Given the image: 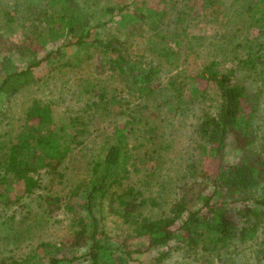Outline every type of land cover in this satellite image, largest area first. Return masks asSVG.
I'll use <instances>...</instances> for the list:
<instances>
[{
    "label": "trees",
    "instance_id": "16d2710c",
    "mask_svg": "<svg viewBox=\"0 0 264 264\" xmlns=\"http://www.w3.org/2000/svg\"><path fill=\"white\" fill-rule=\"evenodd\" d=\"M159 1L161 9L145 6L144 0H129L116 11L100 0H46L35 11L28 6L17 14L18 22L29 19V29L22 32V42H28L20 45L28 51L22 52L28 53V61L21 69L9 52L3 54L0 97H12L30 85L33 69L44 61L60 60L67 66L65 46L80 67L98 54L102 77L90 84L89 97L74 111L65 110L56 119L52 101L33 97L19 111L15 132L0 133V206L20 203L8 212L9 222L29 208L20 202L22 197L46 206L49 216L62 213L69 218L64 239L40 240L9 264H144L135 255L154 252L150 263L164 264L172 253L185 257L191 250H200L203 258H220V250L254 241L264 230V131L259 127L264 112V0L246 1L238 15L240 28L231 31L234 46L229 56L213 58L193 73L172 75L165 83L159 74L178 56L177 42L165 31L143 36L146 42L160 38L157 52H129V40H137L135 24L149 25L158 34L169 15L183 24V0ZM98 10L110 17L92 24ZM125 13L130 19L133 15L127 32L101 33L116 26V14ZM231 21L228 18L225 26ZM11 23L7 19L4 25ZM34 40L40 45L53 42L55 47L40 55L32 47ZM219 40L229 45L224 34ZM82 80L81 89L86 78ZM164 89L171 92L162 100ZM166 106L175 115L192 116L194 144L189 154L180 156L185 168L171 191L174 199L167 209L153 213L163 199L152 181L166 165L171 148L163 123L169 121ZM105 118L108 131L102 128ZM91 139L97 149L84 159L80 150ZM230 142L240 151L234 162L226 159ZM79 159L81 178L65 194L51 192L69 164ZM15 183H22L20 194L14 193ZM23 215L26 223L28 213ZM131 238L142 241L132 243ZM261 244L254 259L264 262L263 238Z\"/></svg>",
    "mask_w": 264,
    "mask_h": 264
},
{
    "label": "rangeland",
    "instance_id": "374dc122",
    "mask_svg": "<svg viewBox=\"0 0 264 264\" xmlns=\"http://www.w3.org/2000/svg\"><path fill=\"white\" fill-rule=\"evenodd\" d=\"M100 1L101 4L112 5L117 11L120 6L126 4L129 0ZM204 1L205 0H183V9L187 11V13L183 15V24L180 25L174 22V16L169 15L166 17L165 22H162L159 34L153 32L149 25L144 27L135 24V31L133 33L134 36L137 35V40L135 42H133V39L129 40L131 45L129 52L131 55L141 51L145 53H155L158 51V48H160V38L150 37V42H146L143 37L145 34H149V36H152L151 34L160 36L161 33L165 31L168 39L177 42L174 43L175 51L178 52L177 60L175 59V54L174 64H164L167 65V67L159 74L161 76V82L165 83L170 76L178 73H193L199 68H202L204 63L209 62L213 58L223 60L225 56H229L230 49L232 50V46H234L233 34L231 31L234 27L240 28L238 15L244 8L247 0H213L207 5L204 4ZM45 2L46 0H0V61L3 54L9 52L15 63L21 69H25L28 61V53H22L24 50L20 49V45L28 42H22V40H25L23 39L24 36L22 32L29 29V19L18 22V19H16L17 14L28 6H31L32 10L35 11V6L37 4L42 5L45 4ZM144 2L145 6L162 8L159 0H144ZM127 14L128 13L116 14L113 17L116 26H107L106 30H101V33H105L106 31L116 33L120 30L122 32H127L126 26H128L129 22L133 21V15L130 19V15ZM109 17L110 14L107 12L103 13V11L100 10L95 11V15H92V24L98 20L104 22L109 19ZM228 18H231L232 21L227 27L225 23ZM7 19L12 23L4 25ZM52 23L56 26L58 23L57 19ZM176 24L177 29H174L173 27ZM219 34L227 36L229 45L225 46L223 40H219ZM125 36H128V34ZM40 42H43V39H41ZM40 42L38 40L32 42V47L37 49L40 55L48 51L49 48L55 47L53 42L50 43L47 41L43 45H40ZM62 42L65 43V39L58 43ZM64 50L67 55L64 54L63 61L69 63L67 66L62 65L60 60L44 61L33 69V82L30 83V85L23 88L12 97L7 98L8 94H4L0 97V120L2 121L0 124V133L6 131L11 135L15 132V128L19 124L20 119V117H18L19 111L23 110L25 105L33 97L40 98L43 101H52L54 103L53 109L56 119H58L65 110L74 111L77 106H81L89 97L91 91L89 88L90 84L95 83L102 77L100 56L94 54L93 58L89 60L90 64L88 63L85 67L84 65L80 67L76 64L77 57L72 55L71 57L68 56L70 54V49L65 46ZM82 78H86L84 88L87 87L88 91L80 87L81 84H83ZM87 79H89V81H87ZM190 84L191 81L188 78L187 86ZM199 86L204 87L205 83L200 82ZM255 89L256 87L254 85L253 91H255ZM79 90L83 92L78 93ZM170 92L169 89L161 90L162 100L166 99ZM95 93H97V91H95ZM255 93L257 92L255 91ZM262 103L264 105V101H262ZM165 112L169 120L163 122L166 125L165 137L166 142L171 143V148L164 158L166 165L161 173L152 181L155 188L162 196L160 198L163 199L162 204H160L161 208H154L152 211L153 213L167 209L168 205L174 199V194L171 193V191L173 190V186L181 180V173L184 172L185 168V162L180 159V156L186 153L189 154L191 145L194 144V135L192 132V122L194 119L192 116L189 114L175 115L171 106H166ZM261 119L259 127L260 130L263 127L262 131H264V112H262ZM108 122L106 118L103 121L102 128H107L106 131L110 129ZM95 143L96 142L91 139L89 144L80 150V154L84 159L96 151L97 145ZM239 153L240 151L230 142L226 149V159L234 162L238 159ZM79 161L80 159L78 161H72L69 164L65 177L60 183L51 186V192L62 195L67 193V191L74 186L81 178L80 174L83 173L82 165H78ZM84 171H86L85 168ZM14 186V193L20 194L23 189L22 183H15ZM14 196V194L11 195L12 201L14 200ZM18 202L13 206L11 204L9 207L0 206V260L6 259V264H9V261L13 258L28 254L40 240L54 243L64 239L68 235L69 218L66 214L53 213L49 216L46 206L40 205L38 207L35 200L31 201L27 197H22L20 202L28 203L29 208H23L18 212L16 218L9 222L10 218H7L10 214L8 212L16 208L17 205L19 206L20 203ZM21 212L24 214L28 213V218L24 219L27 220L25 221L26 223L22 222L25 216ZM41 216L44 217V220ZM10 224L11 226L7 228V225ZM27 224H30L28 231H26ZM111 225L112 223L108 222L107 228L109 230ZM262 238L264 239V230L258 233L257 239L254 241H248L237 244L236 246H231L228 249L224 248L220 250V258H217L216 255L210 256V259L203 258L200 250L196 252L191 250L189 251L190 254L185 257L180 256L178 253H172L164 264H242V262L249 264H264L263 261L259 262L256 258L254 259L256 251L262 246ZM109 241L113 243L115 240L110 239ZM128 241L139 243L142 239L131 238L128 239ZM154 254L155 252L148 255L145 254L144 257L141 255H135V257L142 259L144 264H151L149 259Z\"/></svg>",
    "mask_w": 264,
    "mask_h": 264
}]
</instances>
